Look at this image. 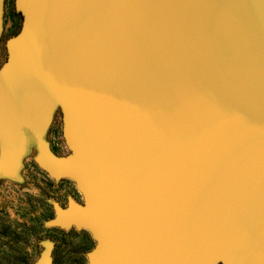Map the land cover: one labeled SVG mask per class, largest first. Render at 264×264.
<instances>
[{
	"label": "water",
	"instance_id": "obj_1",
	"mask_svg": "<svg viewBox=\"0 0 264 264\" xmlns=\"http://www.w3.org/2000/svg\"><path fill=\"white\" fill-rule=\"evenodd\" d=\"M4 1L0 0V40ZM0 177L36 164L82 203L85 264H264V0H14ZM70 150L45 134L54 112ZM33 264H52V242Z\"/></svg>",
	"mask_w": 264,
	"mask_h": 264
},
{
	"label": "rangeland",
	"instance_id": "obj_2",
	"mask_svg": "<svg viewBox=\"0 0 264 264\" xmlns=\"http://www.w3.org/2000/svg\"><path fill=\"white\" fill-rule=\"evenodd\" d=\"M3 31L0 40V65L6 58L5 42L20 25L14 0H5ZM51 150L58 156L70 150L61 134V115L54 114L50 131L45 134ZM36 148L29 138L24 170L17 181L0 177V264H33L43 250L42 242H52V264H85L95 240L85 229L46 226L54 216L52 202L65 207L66 199L82 198L73 181L61 178L54 182L35 162Z\"/></svg>",
	"mask_w": 264,
	"mask_h": 264
},
{
	"label": "flooded vegetation",
	"instance_id": "obj_3",
	"mask_svg": "<svg viewBox=\"0 0 264 264\" xmlns=\"http://www.w3.org/2000/svg\"><path fill=\"white\" fill-rule=\"evenodd\" d=\"M4 2H5V1H4ZM4 6H5V4H4ZM14 8H15V6H14ZM15 11H16V10H15ZM16 12H17V11H16ZM17 13L21 16V14H20L19 12H17ZM21 22H22V16H21V21H20V25H19V27L17 28V30H16L12 35H15V34L19 31L20 26H21ZM12 35H10V36H12ZM57 111H59V110H56V111L54 112V114H55ZM59 113H60V111H59ZM60 115H61V113H60ZM53 119H54V115H53V118H52V120H51V123H50V125H49V127H48V129H47L46 134L50 131V127H51V125H52V123H53ZM61 127H62V121H61ZM25 134H26V136H27V145H28V144H29V133L26 131V129H25ZM24 157H25V156H24ZM24 157H23V159H22V166H21V169H20V176H21V174H22V171L24 170ZM53 180H54V179H53ZM56 181H60V180H54V182H56ZM73 184H74V182H73ZM74 186H75V184H74ZM75 189H76V192L80 194V192L77 190L76 186H75ZM80 196H81V194H80ZM72 198H73V197H72ZM81 198H82V196H81ZM73 199H75V198H73ZM75 201L79 202L77 199H75ZM67 202H68V198L66 199L65 207L67 206ZM79 203H82V202H79ZM52 208H53V206H52Z\"/></svg>",
	"mask_w": 264,
	"mask_h": 264
}]
</instances>
